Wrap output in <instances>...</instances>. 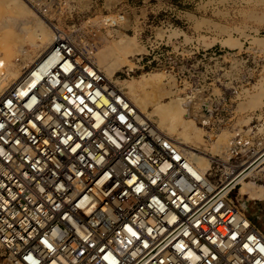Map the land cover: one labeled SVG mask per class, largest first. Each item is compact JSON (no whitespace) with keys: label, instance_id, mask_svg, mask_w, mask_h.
<instances>
[{"label":"built area","instance_id":"1","mask_svg":"<svg viewBox=\"0 0 264 264\" xmlns=\"http://www.w3.org/2000/svg\"><path fill=\"white\" fill-rule=\"evenodd\" d=\"M65 40L0 97V247L11 264H264V234L229 198L264 168L262 142L236 129L199 176Z\"/></svg>","mask_w":264,"mask_h":264},{"label":"rangeland","instance_id":"2","mask_svg":"<svg viewBox=\"0 0 264 264\" xmlns=\"http://www.w3.org/2000/svg\"><path fill=\"white\" fill-rule=\"evenodd\" d=\"M20 1L33 11L27 27L41 21L56 25L186 151L188 144L209 157L222 156L238 128L264 145V0ZM22 21L1 17L0 32ZM20 32L22 41L12 48L20 47L17 55L37 56L44 47ZM174 98L183 101L198 139H182L160 124L155 105ZM246 180L257 184L248 192L246 182L240 188L252 199L239 196L241 185L229 198L264 234V168ZM0 264H11L1 247Z\"/></svg>","mask_w":264,"mask_h":264},{"label":"bare ground","instance_id":"3","mask_svg":"<svg viewBox=\"0 0 264 264\" xmlns=\"http://www.w3.org/2000/svg\"><path fill=\"white\" fill-rule=\"evenodd\" d=\"M29 2L32 3L34 2V0ZM31 9L28 8L20 0H0V18L2 17V19H12L15 21L23 18V21L21 23H18V25L12 24V26L10 24H7L4 33L0 32V97L23 76L25 70L29 69L49 49L54 46L70 45V43L65 40L64 36H62V33H60L61 31L59 30V28L50 22L46 24V22L41 21L38 22L39 25L35 27H27L26 17L28 16L27 14H30V12L32 14L33 11H30ZM45 26L50 27L51 31H53V34L46 33ZM19 31H23L22 33H20L23 34L27 39H30L35 46L44 47V49L41 50L42 52L40 51V53L35 57L28 54L27 52H22L21 55H17L18 53H21V50L19 49L20 45L18 46L19 48H17L16 50H14L12 46L17 45L19 44V42L22 41V38L17 33ZM55 34L59 36L56 37L53 42L52 38ZM37 51L36 53H38ZM56 61V56L50 57L46 61L45 66L43 68L47 69ZM106 78L108 77L106 76ZM108 79L111 81L113 80V78ZM118 86L128 96V94L123 90V88H121L120 85ZM128 98L132 101L129 96ZM134 101L137 105L142 106V108L146 110V107L143 106L138 99H134ZM136 104L135 106L138 108ZM155 106V110L159 112L160 124L164 127H167V129L172 135H177L182 139L189 140H195L199 138V136H197L195 132V125L193 119L184 116L186 108L180 98H174L166 105L158 104ZM140 112L143 113L141 110ZM155 126L162 134H164L167 138L171 139L175 143V141L162 130H160V128H158L156 124ZM180 143L182 142L180 141ZM175 144L186 155V157L191 162H193V164L195 165L196 174H198L199 176H204L206 171L211 166L212 157H209V154L207 152L188 146V144L186 145L182 143L186 145L187 151L180 147L179 144ZM256 168L257 166H253L246 175H255L258 172L256 171ZM244 182L249 185V187L244 189L245 192H248L253 186L257 184L254 181H247L245 179L240 180L241 186L237 189L239 196H248L252 199L251 196L246 193H242V190L240 191V188L242 189Z\"/></svg>","mask_w":264,"mask_h":264}]
</instances>
